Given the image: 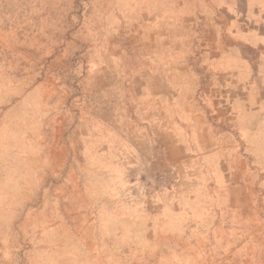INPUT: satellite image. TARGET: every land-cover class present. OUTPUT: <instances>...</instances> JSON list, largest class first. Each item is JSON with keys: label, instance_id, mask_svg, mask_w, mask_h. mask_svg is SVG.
Listing matches in <instances>:
<instances>
[{"label": "rangeland", "instance_id": "1", "mask_svg": "<svg viewBox=\"0 0 264 264\" xmlns=\"http://www.w3.org/2000/svg\"><path fill=\"white\" fill-rule=\"evenodd\" d=\"M264 0H0V264H264Z\"/></svg>", "mask_w": 264, "mask_h": 264}, {"label": "crops", "instance_id": "2", "mask_svg": "<svg viewBox=\"0 0 264 264\" xmlns=\"http://www.w3.org/2000/svg\"><path fill=\"white\" fill-rule=\"evenodd\" d=\"M260 43L254 44L250 43L248 41L241 43L236 47V52L232 54V49L228 50V55L219 56L217 59L224 60L223 62H219L221 64H224L227 59H249L246 56H243L241 54V51H248L255 54V59H260V62L264 65V36L260 34Z\"/></svg>", "mask_w": 264, "mask_h": 264}]
</instances>
